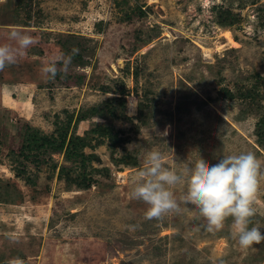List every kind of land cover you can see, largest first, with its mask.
<instances>
[{"label":"rangeland","instance_id":"rangeland-1","mask_svg":"<svg viewBox=\"0 0 264 264\" xmlns=\"http://www.w3.org/2000/svg\"><path fill=\"white\" fill-rule=\"evenodd\" d=\"M11 28L38 42L0 70V264H264V241L240 247L231 217L211 232L194 208L149 220L130 198L149 150L178 174L251 152L249 227L264 232V0H0V42ZM66 125L84 165L64 148L20 154L28 129Z\"/></svg>","mask_w":264,"mask_h":264},{"label":"clouds","instance_id":"clouds-1","mask_svg":"<svg viewBox=\"0 0 264 264\" xmlns=\"http://www.w3.org/2000/svg\"><path fill=\"white\" fill-rule=\"evenodd\" d=\"M37 42V38L26 31L9 29L7 41L0 42V70L15 64ZM75 51L57 52L41 67L43 76L54 78L58 65H69ZM161 135H167V132ZM168 158L158 149L149 150L131 176L130 198L147 205L145 219L181 216L187 209L194 208L211 232L221 230L226 218L231 217V234L242 248L264 241L260 226L249 227L255 215L253 203L258 192L260 168L253 153L222 156L211 166L204 160L195 169L186 168L183 174L167 166ZM171 158L174 159V154ZM177 190L185 192L182 201L176 199ZM130 227L134 229L136 226Z\"/></svg>","mask_w":264,"mask_h":264},{"label":"trees","instance_id":"trees-1","mask_svg":"<svg viewBox=\"0 0 264 264\" xmlns=\"http://www.w3.org/2000/svg\"><path fill=\"white\" fill-rule=\"evenodd\" d=\"M226 94L230 95V92L227 90ZM246 96L252 95L251 93H246ZM261 122L264 128V115L261 117ZM66 128L67 125L61 128L57 127V136L43 135L38 130L28 129L24 143L21 147L20 154H23L24 150L28 151V149H33L34 151H57L64 148V153L66 157L76 159L80 157L82 161V158H84L83 148L85 145L87 146L88 144H86L84 139L74 135L70 136L66 143ZM82 164L84 165V161H82ZM67 177L69 178L70 176ZM90 182L91 179L84 175H77L75 177V183L78 185V187L88 188L90 186Z\"/></svg>","mask_w":264,"mask_h":264},{"label":"bare ground","instance_id":"bare-ground-1","mask_svg":"<svg viewBox=\"0 0 264 264\" xmlns=\"http://www.w3.org/2000/svg\"><path fill=\"white\" fill-rule=\"evenodd\" d=\"M227 35V34H226Z\"/></svg>","mask_w":264,"mask_h":264}]
</instances>
